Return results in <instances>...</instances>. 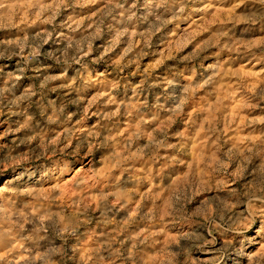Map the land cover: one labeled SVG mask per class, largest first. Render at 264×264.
I'll use <instances>...</instances> for the list:
<instances>
[{
    "label": "clouds",
    "instance_id": "1",
    "mask_svg": "<svg viewBox=\"0 0 264 264\" xmlns=\"http://www.w3.org/2000/svg\"><path fill=\"white\" fill-rule=\"evenodd\" d=\"M226 2L230 7L224 10L219 34L198 44L193 53L182 55V63L221 52L264 60V0ZM187 3L145 0L141 7L152 15L138 16L140 0H0V32L17 29L23 33L0 39V61L15 59L16 63L0 85V117L23 120L10 130L19 134L12 145L0 151V200L7 199L10 207L17 201L24 204V210L16 212L0 207V249H4L0 264H76L80 242L93 222L90 205L79 195L90 181L111 185L124 194L129 184L151 186L143 199L149 204L155 201V207L143 211L137 207L122 223L125 230L140 222L157 230L142 228L130 237L134 250L126 253L114 247L111 238L103 245L121 264H144L138 245H160L159 254L152 258L154 264H253L257 257H264V243L250 235L257 221L258 232L264 231V138L234 137L231 142L213 144L211 139H219L213 122L206 131L209 143H201L197 158L185 172L175 167L180 163L176 157L181 148L187 152L190 138L181 135L179 144L172 143L170 136L177 134L172 126L186 116L194 93L204 85H184L174 74L149 83L152 69L142 74L143 84L121 83L125 69L138 65L148 54L150 38L179 20ZM85 9L90 14H82ZM148 20L153 24L151 31H134L138 23ZM30 28L39 30L30 35ZM50 42L62 45L58 55L42 51ZM117 49L122 50L113 58ZM45 55L57 72L42 67ZM103 64L115 73L111 80L106 70L97 67ZM30 72L38 83L22 84ZM232 75L241 77L239 72ZM154 89L162 90L153 91L156 108L167 105L171 114L158 127L151 118L153 106L140 99ZM248 91L247 100L238 107L255 110L264 103V89ZM128 95L134 102L117 99ZM77 113L81 119L94 116L97 122L88 129L68 127ZM125 119L138 122L127 135L117 131ZM258 123H264V117H251L246 126ZM84 156L93 157L87 161L89 172L77 177L71 188L52 184L70 176L84 163ZM102 162L106 164L103 170ZM141 165L143 171H137ZM177 172L183 174L177 176ZM65 189L70 211L58 207ZM72 189L77 190L75 200ZM6 193L10 195L5 197ZM98 206L104 219L97 223L102 227L111 224L110 214L120 211L107 195L99 197ZM254 242L258 250L253 249ZM208 252L211 257L201 260L200 254Z\"/></svg>",
    "mask_w": 264,
    "mask_h": 264
},
{
    "label": "rangeland",
    "instance_id": "2",
    "mask_svg": "<svg viewBox=\"0 0 264 264\" xmlns=\"http://www.w3.org/2000/svg\"><path fill=\"white\" fill-rule=\"evenodd\" d=\"M132 0H129L131 3ZM145 3V0H140L138 4L137 15L151 16L152 13L147 9L141 7ZM176 7H179L177 5ZM230 7V4L226 0H188L187 7L184 15L179 20H173L171 24L166 26L160 33L152 36L151 47L146 49L147 55L140 59L138 65L125 69L121 74V83L124 80L129 82H135L137 85L144 83V76L147 70L152 69L153 75L149 80L151 83L153 80L158 82L162 76L176 75L179 81H183L184 85L191 84L193 87L196 85H204L199 91L195 92L190 102V106L186 109V116L182 120H177V123L172 126V132L177 133L171 135L170 140L172 143L179 144L180 136L189 137V143L187 144V152L183 148L180 149V155L176 159L180 160L175 167L183 168L187 172L191 167L193 160L198 156V150L203 143L207 145L210 137L206 135L207 128L213 122H215L218 129L217 137L219 139H211L213 144L228 143L236 139L243 137H261L264 138V123H258L255 125H247L248 119L254 116L264 117V103L255 110L242 109L238 107V104L247 100L250 95V88L264 89V60L260 58H238L224 52L219 55L209 56L206 60H194L192 63L187 61L181 62L180 57L185 54L193 53L195 47L215 36H217L218 29L222 27V22L225 18L224 10ZM206 9V10H205ZM82 14H90V10L85 9ZM67 15V14H66ZM154 18V17H153ZM171 18V17H166ZM219 21V23H218ZM153 27L152 21L138 23L135 32L146 33L151 31ZM38 28L28 29L30 35H34ZM23 35L17 29H12L9 32H0V39L10 35ZM247 38V37H243ZM148 39V37H145ZM191 41V42H189ZM137 43L141 44L142 41L137 39ZM186 45V47H185ZM62 45L57 43H48L44 46L42 51L44 53L56 52L58 55V49ZM123 47V46H122ZM122 49H117V52L113 53V58ZM139 48L136 49L138 53ZM175 56L176 59H169V57ZM44 61L43 66H50V71L55 73L58 71L54 62L48 60L46 55L42 56ZM163 61L164 63L156 67L157 63ZM102 70H106L109 74L108 78L111 80L115 73L108 64H103ZM16 68L15 59L13 61H0V85L3 84V78L6 73L14 71ZM239 72L241 77L232 75V73ZM260 72V76H253L252 73ZM219 73V74H217ZM244 73H248L247 76H243ZM212 78L210 84H205V81ZM22 84L28 85L32 83H38L34 75L29 73L26 78L21 81ZM147 86V85H145ZM243 88V91H241ZM153 91L159 92L161 89L150 90L143 93L140 97L141 101L147 100V102L153 106L152 119L155 121L158 127L165 120L169 119L171 114L167 111V105L163 108H156V97L153 95ZM60 99H64L61 95ZM118 100L132 103V96L117 97ZM163 105V99H161ZM235 121V123H233ZM23 120L19 116L5 115L0 117V151L6 150L7 147L12 145V140L16 135L10 130L19 126ZM97 122L96 117H90L89 119H81L80 114L72 117L70 128H91ZM136 123L127 119L121 121L120 127L117 129L119 133L127 135L129 127H135ZM61 129H57L59 131ZM115 134V133H114ZM163 156L168 153H162ZM84 163L77 168L70 176L63 179H56L52 184L64 186L67 185L71 188L73 182L81 175L89 172V165L87 161L92 160L93 157H82ZM106 167V164L102 162L101 170ZM137 171L142 172L143 166L137 168ZM167 171V169H164ZM183 173L177 172V176ZM52 185H42L41 187H51ZM163 189V186H161ZM151 186L145 188L142 185L129 184L126 189V194L116 189L115 187L107 184L97 185L89 182V187L79 192L80 198L87 201L92 210L93 222L89 225L87 235H85L79 245V251L76 254V264H121V260L117 259L113 254L103 247L105 241L111 238L116 243L114 247L119 248L120 252L126 253L133 251L132 239L136 236L142 228L148 229V231H156L155 225L148 224L147 222L134 223L127 227L125 230L123 223L128 217L139 207L143 211L146 207H155V201L149 204L148 201L143 199L144 194L149 192ZM114 193L120 195V199L117 200ZM10 194H5L7 197ZM101 195H107L108 199L112 201L114 208H119L120 211L116 215H109L108 220L111 224L106 227H102L98 220H103L101 216V208L99 205V197ZM159 194H157L158 196ZM64 197L58 202V207H67L71 210V203L68 202V190L62 193ZM77 198V190L72 189L71 199ZM0 207L10 208L11 211L24 210V204L17 201L15 206L10 207V202L7 199L0 200ZM55 210V209H54ZM260 222L257 221L256 226L252 229L250 235L256 237L260 243H264V231H259ZM253 249L258 250L259 244H253ZM99 249V251H97ZM4 249H0L2 251ZM136 250H140V255L143 257L144 264H154L153 257L157 256L160 251V245L156 246H137ZM212 253L200 254L201 260H207L211 257ZM19 258V257H17ZM253 264H264V257H257Z\"/></svg>",
    "mask_w": 264,
    "mask_h": 264
}]
</instances>
